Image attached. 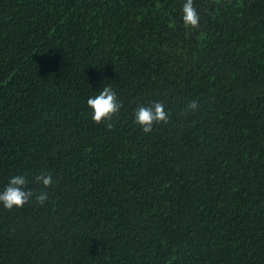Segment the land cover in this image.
<instances>
[{"label":"trees","instance_id":"obj_1","mask_svg":"<svg viewBox=\"0 0 264 264\" xmlns=\"http://www.w3.org/2000/svg\"><path fill=\"white\" fill-rule=\"evenodd\" d=\"M184 2L0 0V191L54 179L0 204V264H264V0H193L198 28Z\"/></svg>","mask_w":264,"mask_h":264},{"label":"clouds","instance_id":"obj_2","mask_svg":"<svg viewBox=\"0 0 264 264\" xmlns=\"http://www.w3.org/2000/svg\"><path fill=\"white\" fill-rule=\"evenodd\" d=\"M183 23L185 26L191 28H198L200 16L197 12L193 0H185L182 8ZM87 106L91 109V119L97 123H105L107 129L111 130L113 127L112 120L122 108V103L118 100L116 92L108 85L99 91L98 95L89 97L86 101ZM199 109L197 101L193 100L188 102L185 107L183 115L189 112H195ZM170 116L166 111L163 102H153L149 106H140L134 112V122L139 125L144 133L152 131L153 126L157 124H168ZM30 182H35L42 185L47 189L54 184V179L49 172H40L35 175L33 181H29L28 177L24 174L12 176L7 185L0 191V204L6 210L21 208L30 199L34 198L38 205L43 206L48 200V192H36L28 187Z\"/></svg>","mask_w":264,"mask_h":264}]
</instances>
